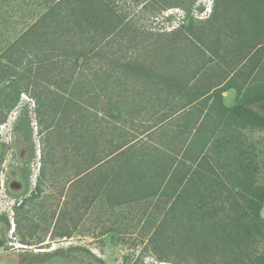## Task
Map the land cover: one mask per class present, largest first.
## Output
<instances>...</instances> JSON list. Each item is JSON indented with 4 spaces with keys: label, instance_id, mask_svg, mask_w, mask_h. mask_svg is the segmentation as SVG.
<instances>
[{
    "label": "trees",
    "instance_id": "16d2710c",
    "mask_svg": "<svg viewBox=\"0 0 264 264\" xmlns=\"http://www.w3.org/2000/svg\"><path fill=\"white\" fill-rule=\"evenodd\" d=\"M127 1L0 0V3L9 5L7 15L12 23L16 21L14 15L18 14L19 21L26 25L0 55V121L4 122L7 114L17 106L21 93L28 92L37 103L36 113L45 123L48 134L56 138L55 149L61 148L65 157L70 150L78 156L69 183L79 188L80 193L76 195L81 196L84 191L82 197L87 200L88 208L96 203L99 193L108 194L110 191L121 195L119 203L153 201L147 221L152 228L148 243L157 250L159 261L264 264L263 255L253 256L251 253V244L258 242L264 233L261 214L264 190L254 186L251 178L240 176L239 163H231L229 168L219 164L221 172L211 164L206 149L215 130L210 136L204 134L200 141H197V131L193 133L194 139L184 148L196 147L195 153H189V162L174 155L166 143L147 146L140 153L127 152L126 147L137 140L136 137L128 143H117L109 138L111 147L100 158L93 147L90 152L86 150L85 145L91 146L99 141L104 119L108 122L110 136L117 121L133 122L132 117L138 112L136 106L129 109L116 103V94L120 95L116 92L117 85L123 81L121 75H153L144 63L138 62L141 56L148 54L146 49L132 61H121L127 58V54L119 53L116 47L120 44L140 47L146 38L141 22L146 9L152 6L164 10L170 6L163 0H132L127 7L124 6ZM140 3H143L145 12L139 17L128 12L132 4ZM216 15L214 10L205 22L210 34L230 26V32L224 30L229 37L225 49L233 52L232 63L237 67L233 77L254 70L259 53L264 71V35H252L250 28H242L243 18L234 17L218 24ZM246 20L249 21V17ZM216 44L218 47H211V51L217 55L220 45L217 38ZM251 49L254 50L252 55ZM220 56L224 57L223 54ZM104 64L111 65V68L105 69ZM115 66L122 71L117 72ZM158 78L169 80L168 77ZM231 84L243 100H238L231 108V119L236 124L264 127V117L246 106V103L264 100V94H257L250 85L247 86L246 79ZM103 95L105 103L101 105ZM122 96L126 100L134 97ZM16 124L22 131L28 152L34 154L30 131L20 123ZM50 161L55 169L64 166L53 157ZM248 163L252 174L256 166L251 160ZM45 164L38 176V189L47 177ZM87 176L91 179L84 190L82 181ZM229 182L234 184L233 188ZM231 190L235 192L232 194ZM67 212V208L60 210L55 228L65 222ZM5 220L10 228V220L7 217ZM54 232L71 236L70 232L57 229ZM166 247L175 250L178 258L169 257ZM70 248L104 263L89 249Z\"/></svg>",
    "mask_w": 264,
    "mask_h": 264
},
{
    "label": "rangeland",
    "instance_id": "374dc122",
    "mask_svg": "<svg viewBox=\"0 0 264 264\" xmlns=\"http://www.w3.org/2000/svg\"><path fill=\"white\" fill-rule=\"evenodd\" d=\"M163 1L170 8L160 10L149 6L145 12L143 3L132 4L128 8L130 14L139 17L145 12L141 22L146 38L138 48L126 44L116 47L119 53L127 54V58L121 61H132L145 49L148 52L138 62L144 63L153 75L123 74V81L116 90L120 92L115 97L118 106L129 109L136 106L137 115L132 117L133 122L117 121L110 136L108 122L104 119L100 125L102 132L99 141L97 144L90 143L91 146L85 145L86 150L90 152L93 147L100 158L111 147L109 138L112 137L117 143H128L136 137L138 139L126 147L127 152L140 153L147 146L166 143L174 155L189 162V153H195L196 147L191 145L184 149L187 141L194 139L191 137L188 140V137L192 131H197V141L203 140L205 129L202 128L203 123L194 122L190 125V131H182L183 117L186 110L193 106L189 105L190 102L199 95L202 98L194 105L209 108L219 121L206 149L211 164L221 172L219 164L228 166L239 163L240 176L251 178L254 186L264 190V127L236 124L229 114L238 100L243 101L237 96L236 88L229 84L246 79L247 86L250 85L257 94H264L261 53L258 54L254 70L233 77L234 68H237L232 63L233 52L225 49L229 37L224 30L230 32V26L226 25L219 32L210 34L205 22L216 10L218 24L234 17L243 18L242 28H250L252 35H264V0ZM127 2L124 6L129 7L132 0ZM9 8L6 3H0V55L15 39L16 33L26 27L19 21L18 14L14 15L15 23L10 21L7 15ZM246 17H249V21ZM216 38L220 41L217 55L211 51V47H218ZM191 39L194 41L191 42ZM251 50L250 55L254 51ZM2 60L5 61V58ZM104 67L109 69L111 65L104 64ZM118 71L122 70L118 67ZM158 76L168 77L169 80H161ZM124 94L134 97L126 100L122 96ZM104 98L105 95L101 97V105L105 103ZM184 104L189 106L183 107ZM246 106L264 117V100L246 103ZM37 107L30 94L23 92L6 120L0 121V264H101L85 252L70 248L73 246L89 249L103 259V264H185L159 261L157 250L148 243L152 228L147 221L153 201L119 203L121 195L110 191L108 194L99 193L96 203L88 208L87 200L82 197L84 191H81V196L76 195L79 188L69 183L74 176L75 157L78 156L70 150L65 157L61 148L55 149L56 138L48 134L45 123L36 113ZM16 123L30 131L34 154L28 152L22 131L16 127ZM65 139L67 142L68 138ZM52 157L64 166L55 169L50 161ZM250 160L256 166L252 174L248 165ZM44 164L47 177L38 189L36 184ZM90 179L89 176L84 178L82 189H86ZM232 184L229 182L231 188ZM62 208L68 210L65 222L63 226L55 228ZM261 214L264 218V205ZM5 217L11 222L10 228ZM56 229L70 232L71 236H60L54 232ZM251 245L253 256H264V233L258 242ZM166 251L172 259L178 258L175 250L166 247Z\"/></svg>",
    "mask_w": 264,
    "mask_h": 264
},
{
    "label": "crops",
    "instance_id": "0c3cea01",
    "mask_svg": "<svg viewBox=\"0 0 264 264\" xmlns=\"http://www.w3.org/2000/svg\"><path fill=\"white\" fill-rule=\"evenodd\" d=\"M185 88H186V85H185ZM200 98H202V96L198 95L193 101L190 102L191 104H189V105L193 104V106L189 110H186V114L183 117L185 122L183 123V127H182L183 130L182 131H186V132L190 131L192 129V128H190L191 127L190 125L194 122L199 123V124L203 123L202 128L205 129V131H203L202 137H204V134L207 136H210L214 130H217L219 121L217 118H215L213 116V112H211L209 110V108L202 109L198 105H194L195 101H197ZM184 105L185 106H183V107H186L188 104H184ZM182 110H183V108L180 109L178 111V113H180ZM196 115H199V116H196ZM204 115H209V116L204 118ZM191 116H194V117H191ZM193 130H194V128H193ZM193 133H194V131H192V135L189 136L190 138L188 137V140L191 139V137L193 136ZM214 133H215V131H214ZM187 143H188V141H187Z\"/></svg>",
    "mask_w": 264,
    "mask_h": 264
}]
</instances>
